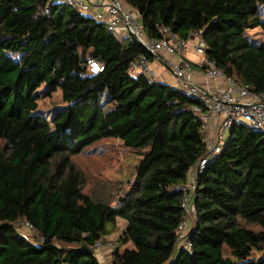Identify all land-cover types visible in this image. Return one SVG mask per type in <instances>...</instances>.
I'll return each mask as SVG.
<instances>
[{"label":"trees","instance_id":"1","mask_svg":"<svg viewBox=\"0 0 264 264\" xmlns=\"http://www.w3.org/2000/svg\"><path fill=\"white\" fill-rule=\"evenodd\" d=\"M255 0H126L145 32L182 38L203 29L206 57L238 83L264 93V19ZM253 5V6H252ZM154 56L58 0H0V264H101L91 245L127 226L115 264H264V132L236 123L198 175L190 250H177L185 184L206 152L200 101L130 72ZM104 64L91 74L86 58ZM64 105L38 112L42 93ZM107 138L143 150L135 182L117 204L84 190L73 161ZM34 227L32 239L17 221ZM251 225H257L255 230Z\"/></svg>","mask_w":264,"mask_h":264},{"label":"built area","instance_id":"2","mask_svg":"<svg viewBox=\"0 0 264 264\" xmlns=\"http://www.w3.org/2000/svg\"><path fill=\"white\" fill-rule=\"evenodd\" d=\"M58 1L84 14L91 15L103 23L109 32L120 38L134 36L155 59H159L170 71L176 80L178 89L187 96L200 101V104L194 105L192 109L202 120L206 152L192 168L187 182L178 186L185 192L183 205L186 214L177 229L176 252L182 249L190 250L192 244L189 240V233L197 222L194 198L198 175L203 172L209 161L222 151L234 124H244L264 132V93L254 92L249 85L238 83L235 77L227 75L215 60L206 57L207 44L203 38V29L191 32L188 38H182L169 27H163L160 29V38H150L144 30L141 15L126 0H104L96 7L89 0ZM190 49L202 57L201 66L205 69V74L211 79H221L223 87L212 91L193 79L195 65L185 56ZM163 54H169L172 57H163ZM86 61L89 73L97 74L103 71L104 64L101 61L90 57H87ZM129 70L133 74L142 73L150 80L158 81V73L145 55H140L134 60ZM16 224L23 238L32 239L35 231L32 223L19 219ZM91 248L95 252L103 248L114 252L120 250L121 245L117 241L103 238L94 242ZM109 264L115 263L113 261Z\"/></svg>","mask_w":264,"mask_h":264},{"label":"rangeland","instance_id":"3","mask_svg":"<svg viewBox=\"0 0 264 264\" xmlns=\"http://www.w3.org/2000/svg\"><path fill=\"white\" fill-rule=\"evenodd\" d=\"M253 5L259 9V13L264 19V0H255ZM246 35L252 42H260L264 39V32L261 28L248 29ZM163 57L171 58L172 55L163 54ZM158 61L161 63L159 59ZM38 104L37 111L49 115L57 107L64 105L61 91L50 97L42 93ZM142 151L125 147L119 139L107 138L87 147L81 154L73 156L72 159L85 174L84 190L86 193L95 199L110 201L115 205L119 197L126 194L130 185L135 182L136 166L141 158ZM251 227L259 230L257 225H251ZM123 229L124 226L119 224L114 234L107 236L106 239L118 242ZM125 247L121 243L120 253ZM104 250L105 248L99 250L96 254L101 264H109L110 260H114L115 253L112 252L107 256Z\"/></svg>","mask_w":264,"mask_h":264},{"label":"crops","instance_id":"4","mask_svg":"<svg viewBox=\"0 0 264 264\" xmlns=\"http://www.w3.org/2000/svg\"><path fill=\"white\" fill-rule=\"evenodd\" d=\"M89 1L92 2V4L96 7L98 5H101L104 0H89ZM191 44H193V41H191ZM185 56L188 60H190L195 65L193 79L196 82H198L201 86L207 87V88L211 89L212 91H215V89L221 88L224 86L223 81L221 79H211L205 74V69L201 66L202 57L200 55L196 54L193 49H190L189 51H187ZM150 62H151V65L157 70L158 81L163 82V83L168 84V85L173 86V87H177L176 80L171 75L170 71L167 68H165L158 61V59L153 58L152 60H150ZM118 221H119L118 225L121 224L124 226V229H123V231H124L126 226H127L126 219L119 217ZM112 234H114V233H112ZM108 236H110V235H108ZM123 246H126L124 248V250L126 248H133L134 247V245L132 243H128V244L123 245ZM104 253H106V255L108 256L112 253V251H110L109 249H105ZM111 262H113V260H110L109 263H111Z\"/></svg>","mask_w":264,"mask_h":264}]
</instances>
